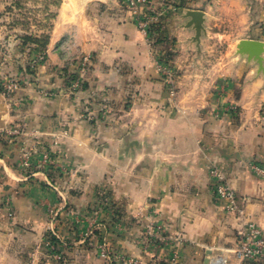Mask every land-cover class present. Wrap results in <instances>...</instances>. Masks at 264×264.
I'll return each mask as SVG.
<instances>
[{
    "label": "crops",
    "instance_id": "1",
    "mask_svg": "<svg viewBox=\"0 0 264 264\" xmlns=\"http://www.w3.org/2000/svg\"><path fill=\"white\" fill-rule=\"evenodd\" d=\"M46 6L42 62L30 67L21 38L0 46V264H110L101 238L136 264H264V253L233 254L242 222L264 237V0H152L161 16L148 35L123 0ZM187 11L203 14L198 41ZM216 38L228 39L221 61ZM242 39L263 44L261 64L238 51ZM85 56V86L72 93L60 69ZM99 108L95 122L84 115Z\"/></svg>",
    "mask_w": 264,
    "mask_h": 264
},
{
    "label": "rangeland",
    "instance_id": "2",
    "mask_svg": "<svg viewBox=\"0 0 264 264\" xmlns=\"http://www.w3.org/2000/svg\"><path fill=\"white\" fill-rule=\"evenodd\" d=\"M56 1L58 0H0V46L2 44V48H5V46L9 47L8 43H11L13 39L17 37L21 38V40L25 42L24 44H27L26 48H22L21 50L26 49L28 54L27 62L31 65L30 67H34L38 62H42L44 60V53L42 51L44 46L42 45V41L47 35L43 28L47 26V23L53 15V12H47L46 4L47 2L48 4H51ZM124 6L126 7L125 3ZM142 12H145V9L142 8ZM156 24L157 23H153L150 32H153ZM40 30L43 31L41 32ZM214 40L215 41L211 44L212 50L210 53H212L214 59L221 61V58L227 49L228 39L224 40V38H216ZM35 47H39L41 50H38L34 54V57L31 58L30 55L33 54L36 49ZM90 65V58L85 56L78 61L69 60V64L66 65V68L60 69V74L64 78L65 84L70 92L76 93L84 88L85 83L83 82L82 75L88 70ZM27 72L28 71L22 72V75L17 78L3 80V82L6 81L4 85L8 84V82L18 83L20 82V79L24 81L28 78ZM174 77V72L168 73L166 78L170 81V85L172 84ZM102 101L100 102L102 103ZM104 111L105 110L102 108L97 110L89 109L84 115L91 122H95V120L100 117V113ZM41 161L40 164L47 168H50L53 165L51 149L46 145L42 146Z\"/></svg>",
    "mask_w": 264,
    "mask_h": 264
},
{
    "label": "built area",
    "instance_id": "3",
    "mask_svg": "<svg viewBox=\"0 0 264 264\" xmlns=\"http://www.w3.org/2000/svg\"><path fill=\"white\" fill-rule=\"evenodd\" d=\"M126 7L135 16V23L137 27L146 35H148L153 23H156L161 16L159 12L152 6V0H123ZM142 8L145 12H142ZM17 85L13 82L5 84L7 90L12 89ZM259 171H263L258 169ZM208 173L214 180V190L217 197L223 201L224 209L232 211L240 217L242 210L240 209L237 199L230 183L225 174L216 166L208 167ZM93 225L98 224L96 222ZM159 228L157 227V230ZM92 233V232H91ZM54 238H57L55 232H52ZM47 242L49 250H51V258L54 260H61L62 256L56 251V239ZM99 255L108 261L110 264H136L135 261L127 256L113 250L106 243L104 238H101L97 244ZM264 253V237L261 230L251 221H245L240 224L236 231L235 247L233 254L236 260L240 263L248 262L262 257Z\"/></svg>",
    "mask_w": 264,
    "mask_h": 264
},
{
    "label": "water",
    "instance_id": "4",
    "mask_svg": "<svg viewBox=\"0 0 264 264\" xmlns=\"http://www.w3.org/2000/svg\"><path fill=\"white\" fill-rule=\"evenodd\" d=\"M186 15L191 18L188 25H193L195 30L194 40L198 41L199 36L203 31L202 28L203 14L201 11H187ZM237 47L239 52L248 53L250 57H254L256 61L259 64H261L262 62L261 53L263 51L262 43L251 39H242L241 41H239Z\"/></svg>",
    "mask_w": 264,
    "mask_h": 264
},
{
    "label": "trees",
    "instance_id": "5",
    "mask_svg": "<svg viewBox=\"0 0 264 264\" xmlns=\"http://www.w3.org/2000/svg\"><path fill=\"white\" fill-rule=\"evenodd\" d=\"M190 1V0H189ZM58 2H59V0L58 1H56V2H54L55 3V5H57L58 4ZM177 5L176 6H182V3L181 2H178V3H176ZM54 15V14H53ZM52 15V16H53ZM47 40H48V37H47V35L44 37V40L42 41V45L43 46H45L46 45V43H47ZM37 41V40H36ZM38 41H40V40H38ZM56 244H57V242H56Z\"/></svg>",
    "mask_w": 264,
    "mask_h": 264
}]
</instances>
